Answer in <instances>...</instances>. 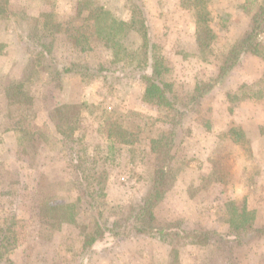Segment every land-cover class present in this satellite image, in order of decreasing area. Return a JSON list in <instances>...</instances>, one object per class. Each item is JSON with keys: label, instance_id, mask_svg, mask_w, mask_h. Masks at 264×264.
<instances>
[{"label": "rangeland", "instance_id": "rangeland-1", "mask_svg": "<svg viewBox=\"0 0 264 264\" xmlns=\"http://www.w3.org/2000/svg\"><path fill=\"white\" fill-rule=\"evenodd\" d=\"M84 1L0 0V264H264V235L244 242L225 238L231 201L247 198L248 215L264 227V146L256 154L239 122L259 130L264 77L251 80L261 72L251 66L214 83L228 50L264 11V0H206L216 35L208 50L193 35L194 15L184 0H92L121 20L145 17L158 48L156 63L167 68L163 76L178 98L170 109L146 96L149 68L113 61L85 22L87 12L77 14ZM44 13L58 26L48 33L40 24ZM140 40L135 34L126 45ZM258 57L264 65V54ZM20 82L33 97L30 108L11 105L5 95L6 87ZM198 82L215 88L192 106ZM68 103L82 107L77 127L63 135L58 111ZM134 111L141 114L143 139L111 153L105 118ZM230 123L242 126L251 143L249 177L255 178L247 191L225 185L208 162ZM171 132L175 143L167 161L151 150V139ZM159 168L166 173L164 199L153 226L212 232L207 245L185 239L171 246L128 226L129 207L142 202ZM102 174L99 184L93 178ZM89 183L96 189L94 204ZM65 204L74 205L75 223L54 216ZM96 222L105 235L85 247Z\"/></svg>", "mask_w": 264, "mask_h": 264}, {"label": "trees", "instance_id": "trees-1", "mask_svg": "<svg viewBox=\"0 0 264 264\" xmlns=\"http://www.w3.org/2000/svg\"><path fill=\"white\" fill-rule=\"evenodd\" d=\"M206 0H184V8L191 10L195 19L197 39L201 50H208L216 37L213 29L209 25L210 14L206 7ZM77 14L87 12L84 17L85 22H89L94 27L97 40L111 52L115 63L133 64L140 68L144 66L150 69L151 73L144 76L146 80L145 94L149 98H156L158 104L165 108H176L178 100L173 90V83L164 77V72L168 71L162 64L156 63L158 58L157 46L151 42L149 29L146 25L145 17L142 19H131L125 21L116 18L105 7L95 4L92 0L78 3ZM264 10V9H263ZM262 10V11H263ZM43 19V21H42ZM42 29L47 33L58 26L54 17L50 13H44L40 21ZM46 33V32H45ZM140 38V45L133 46L127 44L133 35ZM76 43V42H75ZM131 43V42H130ZM244 54L260 56L264 54V11L253 21L249 29L231 46L223 58L219 69V74L214 83H223L231 77L234 69L240 64ZM143 67V68H144ZM66 72L72 71L69 68ZM214 83L198 82L188 104L192 106L200 105L207 94L215 88ZM5 95L11 105L21 108H30L33 97L27 90L24 82L15 83L6 87ZM81 104L68 103L59 107L58 131L63 135L71 133L79 122ZM140 113L127 112L118 116H108L104 120V133L107 136L111 153L116 152L117 145H135L143 139L144 128L137 120ZM175 143V133L163 134L151 139V150L164 156L168 161L169 153L173 150ZM253 159L250 140L240 125L230 123L224 132L219 135L217 146L211 150L208 156L209 164L219 170L222 174L225 185H238L244 190H249L253 186L255 175H250V162ZM165 169L156 170L154 179L147 195L137 206H130L127 212L126 221L128 226L140 234H149L153 237H161L169 240V245L174 246L180 243L177 240H190V244L207 245L212 232L202 230L167 229L159 230L153 226L155 220V208L163 201L164 194L161 187L165 178ZM105 179V175L93 178L100 184ZM89 183L86 189L92 191L94 197L92 203H96L93 195L95 188ZM230 213V233L225 237L229 241L244 242L254 234L264 235V227L255 225V219L248 215L247 198L231 201L227 204ZM55 217L68 223H75V207L73 204H65L55 208ZM117 227L121 228L120 225ZM105 235L103 226L95 223V231L92 236L85 237V247L92 246L96 241ZM183 243V242H182ZM185 244V243H184Z\"/></svg>", "mask_w": 264, "mask_h": 264}, {"label": "crops", "instance_id": "crops-1", "mask_svg": "<svg viewBox=\"0 0 264 264\" xmlns=\"http://www.w3.org/2000/svg\"><path fill=\"white\" fill-rule=\"evenodd\" d=\"M179 1L173 0L172 2L178 3ZM193 35L197 37L196 29H194V28H193ZM260 61L262 62V60L259 59L258 56L251 55V54H244L241 58L240 64L234 69V71L232 73V78L239 72L240 69H245V67H251V66L254 67L253 68L254 70L255 69L258 70V72L261 70V72H259V74L251 80H259L260 78H263L264 77V65L259 66L257 64ZM243 81H245L244 83L250 82L249 79H245V78ZM262 104H263V102H261V105ZM261 105H258L257 111H259V112L255 116V118L257 117V123L256 124L258 125L259 130H257V129L255 130V127H253V123L247 124V123H249V121L246 120V122H244L243 120L238 119L239 122L241 123V125L243 126V128L249 133L250 138L252 137L253 147H254V151L256 154L259 152L260 147L264 146V132H262V130H264V104H263V106H261ZM250 127H252L253 129H249ZM253 130H254V133H253ZM251 131H252V135H251Z\"/></svg>", "mask_w": 264, "mask_h": 264}]
</instances>
